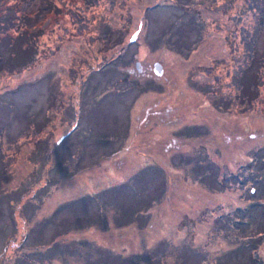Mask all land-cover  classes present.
Masks as SVG:
<instances>
[{
	"label": "rangeland",
	"instance_id": "374dc122",
	"mask_svg": "<svg viewBox=\"0 0 264 264\" xmlns=\"http://www.w3.org/2000/svg\"><path fill=\"white\" fill-rule=\"evenodd\" d=\"M52 1L66 13L29 66L9 70L0 38V264H264V188L242 183L253 156L264 171V65L256 95L239 91L264 62L258 1Z\"/></svg>",
	"mask_w": 264,
	"mask_h": 264
},
{
	"label": "trees",
	"instance_id": "16d2710c",
	"mask_svg": "<svg viewBox=\"0 0 264 264\" xmlns=\"http://www.w3.org/2000/svg\"><path fill=\"white\" fill-rule=\"evenodd\" d=\"M41 1L42 2L36 6L35 10H32V11H31V8H29V10H24V9H21L20 7H19V9H18V7L15 9L14 6L16 4H14V5H10L8 11L2 12L0 14V31H1L0 38H1V41H2L3 45H6L7 49L10 50L9 53L11 54V56H13V58L17 59V61L14 60V63H13V61L9 62V64L13 63V65H7L8 66L7 68H9V70H11L13 68L21 69L25 66L26 67L29 66V64H31L36 57L37 35H39L42 31L41 25H45L44 19H46L48 16L55 17L56 15L66 13V9L65 10L63 9L64 13H62V11L60 10V8H61L60 5L58 3H56L55 1H52V0H41ZM82 1L86 4L88 0H82ZM92 1L96 2L97 0H92ZM257 1H258L257 9L260 11L263 10L264 9V2L262 0H257ZM1 2H2V0H0V3ZM63 5H64V7H68L71 4L68 5L67 3H65ZM19 6H21V3ZM26 8L27 7H25V9ZM15 10L22 11L21 14L19 15L20 17H17L16 15H14L13 12ZM71 12H73V11H70V13ZM74 12L77 13V11H74ZM77 16H79L78 13L75 15L74 19H76ZM74 22H82V19L75 20ZM262 25H263V23L260 24L259 28H262ZM259 28L255 30V33H253L251 42H244V49L242 51V54H244V51H245V53L246 52L249 53L250 61L252 60L251 66L253 65V62L256 60L255 41H256L257 35L259 34ZM104 36L106 39H108L106 32H104ZM109 42H111L112 45L116 46L115 41L110 40ZM17 56H19V57H17ZM119 62L121 63V59H119ZM263 65H264V62L257 65L258 67L254 68V69L258 70L260 68V70H258L256 73H254L252 79L248 80V78H247L246 81L248 84L243 82V84H241V86L239 87V91H241L243 93L244 101H247V99H245V97L248 95L250 96V94H249L250 92H251L252 97H254L256 95V92H257L256 90L258 89V84L260 82L259 81V78H260L259 73L261 72ZM115 66H117V62H116ZM115 66L112 64V68ZM248 67H249V60H247V63L244 64L240 68V71H235V74L236 75L237 74L242 75V73H244V71ZM112 68L108 70L109 74L113 73ZM235 78H236V76L233 75V79H235ZM231 79H232V76H231ZM106 82H104V83H106ZM153 87H154V89H156V88H159V85L154 84ZM94 89H96V87ZM94 98H96V97L94 96ZM53 99L54 98L52 96H50L49 105H52ZM96 99L99 100L98 98H96ZM98 103H99V101H96V104L92 110L93 112H96V110L98 108ZM78 112L81 113V106H80ZM29 121L33 122V129L38 130L36 137H39V138H38V142H37L35 147H36V153L38 156L37 157L38 162H42L43 153L46 152L48 149L47 148V142L49 139V138L46 139L47 137L45 138L44 135H42L40 133V131L44 127V124H43L44 118H43V121L41 124L39 121L35 120L34 117L29 118ZM47 122L48 121H45V123H47ZM124 128L125 127H123V128L119 127V129H115L116 133H115V139L114 140L119 141L125 136L126 131ZM58 143L59 142H57L56 145H54V149L52 151L53 152L52 156L54 157V160L56 163V165H55L56 168L61 169V167H63V166L59 165V164H61V161L59 160V164H58L57 160L60 156L66 154L68 152L69 146H68V144H66V146L60 148L61 149L60 150L59 148H57ZM66 149H67V151H66ZM2 156H3V154L0 153L1 159H2ZM80 158H82V153L80 154ZM259 159H260V156H255V157L253 156V161L251 162L252 164H250L251 166L245 167L246 175L242 181V183H248L249 194L252 197L254 196V192L252 193V190L253 191L256 190V188H254V186L250 180V177H251V175H253V173L258 174L257 178H259V182L262 183V186L264 188V171L262 170L261 165L258 168H255V164H256L257 160H259ZM144 170L149 171L148 167L145 168ZM83 199H85V198H83ZM90 200H92V199H90ZM65 206L66 205L61 206L58 209V211H62V209ZM245 209H246V207H245ZM116 213H118V212H116ZM238 218H239V216H238ZM62 222H64V221H60L59 224L61 225ZM77 222H79V221H77ZM77 222H75L73 220L71 223H69V221H68L69 225L67 227L73 228V227H78V226L83 225L82 223H81L82 224L81 225V224H78ZM243 222H245L246 225L253 224L252 222H250L248 220H245ZM40 223L45 224L44 221H42ZM41 224H40V226H43ZM59 224L55 227H57V228L61 227ZM262 226H264V225H262ZM257 227H260V226H257ZM36 229H38V226H36ZM38 234H40V236H42V233L38 232ZM5 236H8V235H5ZM36 237H37V234H34V238H36Z\"/></svg>",
	"mask_w": 264,
	"mask_h": 264
},
{
	"label": "water",
	"instance_id": "95a60500",
	"mask_svg": "<svg viewBox=\"0 0 264 264\" xmlns=\"http://www.w3.org/2000/svg\"><path fill=\"white\" fill-rule=\"evenodd\" d=\"M139 65H140V63L136 62V67L138 68V70H139ZM152 70H153L155 75L160 76L162 74V65H161V63L158 62V61L154 62L153 66H152Z\"/></svg>",
	"mask_w": 264,
	"mask_h": 264
}]
</instances>
